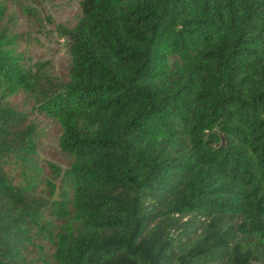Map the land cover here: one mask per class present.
Listing matches in <instances>:
<instances>
[{
	"label": "trees",
	"instance_id": "1",
	"mask_svg": "<svg viewBox=\"0 0 264 264\" xmlns=\"http://www.w3.org/2000/svg\"><path fill=\"white\" fill-rule=\"evenodd\" d=\"M80 7L60 85L0 28V264H264V0ZM22 96L62 128L57 187Z\"/></svg>",
	"mask_w": 264,
	"mask_h": 264
},
{
	"label": "rangeland",
	"instance_id": "2",
	"mask_svg": "<svg viewBox=\"0 0 264 264\" xmlns=\"http://www.w3.org/2000/svg\"><path fill=\"white\" fill-rule=\"evenodd\" d=\"M5 5V15L0 28H7L16 38L18 53L26 62L37 68L41 65L45 77L56 85L67 78L70 67L69 41L63 37L59 26L73 27L81 16V0H0ZM22 97L12 99V104L27 114V123L33 126L38 145L36 166H40L46 177L58 186L51 164L64 169L69 158L60 149L62 128L60 124L39 113L34 102ZM33 164L19 156H5L3 168L14 184L26 185L36 174ZM47 199H58L45 187L42 192ZM44 254L51 255L52 246L46 241Z\"/></svg>",
	"mask_w": 264,
	"mask_h": 264
}]
</instances>
